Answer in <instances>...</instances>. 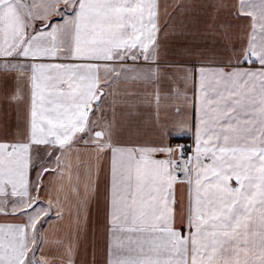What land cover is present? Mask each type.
Instances as JSON below:
<instances>
[{
	"label": "snow or ice",
	"instance_id": "obj_1",
	"mask_svg": "<svg viewBox=\"0 0 264 264\" xmlns=\"http://www.w3.org/2000/svg\"><path fill=\"white\" fill-rule=\"evenodd\" d=\"M202 7L211 54L165 91L160 0H0V264H77L101 172L93 264H264V0ZM70 197L75 230L45 254Z\"/></svg>",
	"mask_w": 264,
	"mask_h": 264
},
{
	"label": "crops",
	"instance_id": "obj_2",
	"mask_svg": "<svg viewBox=\"0 0 264 264\" xmlns=\"http://www.w3.org/2000/svg\"><path fill=\"white\" fill-rule=\"evenodd\" d=\"M216 0H160L162 6H166L167 15L161 21V32L159 34L160 48H159V60L157 65L160 69V76L162 77V88L166 91L169 85L175 87L173 78H179L182 73L181 69H190L193 67V61L196 62V66H200V57H207L211 53L206 50V38L207 33L204 32L206 25L204 21L208 19L207 12L209 11L206 5L209 3H215ZM231 3L232 0H227ZM184 4L185 7L181 8L180 5ZM163 11V8H162ZM221 20L227 18L226 13H221ZM230 19V18H228ZM233 28H237L238 23L243 24V21H233ZM181 28H185L186 31L183 36L179 35ZM203 37L205 38H202ZM208 48L211 47V43L207 42ZM217 54L226 57L227 53L217 46ZM129 67L140 68L147 67L143 61L133 63L128 61ZM133 74H130V77ZM131 79L126 84L123 80L117 85L113 86L115 96H109L103 109L107 118H111L113 115V108L116 113L117 119L122 118V112L124 105L122 101L126 99H132L134 97H126L125 89L129 88ZM191 85L189 86V95H191ZM130 91H136L134 88H129ZM113 99L116 100L113 105ZM10 119L14 120L15 116L10 115ZM179 139H190L185 137H177ZM175 139V138H173ZM172 139V140H173ZM85 160L90 158V153L87 150L82 152ZM48 178L46 177V180ZM94 182L97 184L96 199L92 201L89 208V224L88 232L85 243L81 246L80 254L76 258L77 264H93V260L100 261L102 257L99 255L98 250L95 252L92 247V242L95 241L97 245L101 239L100 232L98 231V220L103 218L104 201L106 194V180L105 175L101 172L99 180ZM55 184L53 185V189ZM53 197L59 195L60 199L64 201L65 193H56L53 190ZM49 197L42 196V200L47 203ZM71 209L73 215H69ZM65 217L63 220H59L55 215V208L51 214L48 223L44 227V233L46 236V243L44 245L45 254H50L54 257H58L61 253L57 250V242L63 240L70 232H73L76 227V221L74 219V206L71 201V197L68 201H65ZM50 264H64V261L56 258L50 261Z\"/></svg>",
	"mask_w": 264,
	"mask_h": 264
},
{
	"label": "built area",
	"instance_id": "obj_3",
	"mask_svg": "<svg viewBox=\"0 0 264 264\" xmlns=\"http://www.w3.org/2000/svg\"><path fill=\"white\" fill-rule=\"evenodd\" d=\"M172 144H173V145L183 144V145H187V146L191 147V145H192V140L185 141V140H181V139H174V140L172 141Z\"/></svg>",
	"mask_w": 264,
	"mask_h": 264
},
{
	"label": "rangeland",
	"instance_id": "obj_4",
	"mask_svg": "<svg viewBox=\"0 0 264 264\" xmlns=\"http://www.w3.org/2000/svg\"><path fill=\"white\" fill-rule=\"evenodd\" d=\"M174 140V139H173ZM173 140H171V144H172V141ZM181 140H185V141H189V140H191V139H181Z\"/></svg>",
	"mask_w": 264,
	"mask_h": 264
}]
</instances>
